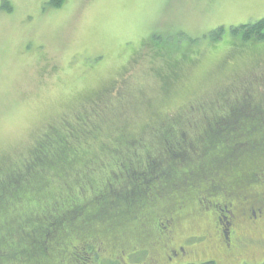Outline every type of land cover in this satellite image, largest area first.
Returning a JSON list of instances; mask_svg holds the SVG:
<instances>
[{"label": "rangeland", "instance_id": "374dc122", "mask_svg": "<svg viewBox=\"0 0 264 264\" xmlns=\"http://www.w3.org/2000/svg\"><path fill=\"white\" fill-rule=\"evenodd\" d=\"M261 19L264 0H0V264L118 259L171 212L206 233L205 180L246 193L264 154V41L231 33Z\"/></svg>", "mask_w": 264, "mask_h": 264}, {"label": "flooded vegetation", "instance_id": "af4514ba", "mask_svg": "<svg viewBox=\"0 0 264 264\" xmlns=\"http://www.w3.org/2000/svg\"><path fill=\"white\" fill-rule=\"evenodd\" d=\"M261 155L256 185L247 194L241 186L235 189L205 180L209 188L198 195L194 207L205 222L206 233H181L176 212H171L154 228L148 247L117 250L113 253L118 259H106L101 264H264V154ZM186 207L184 201L177 211ZM145 237H152L151 231ZM208 246L212 251L204 252ZM104 249L100 251L110 253Z\"/></svg>", "mask_w": 264, "mask_h": 264}, {"label": "trees", "instance_id": "16d2710c", "mask_svg": "<svg viewBox=\"0 0 264 264\" xmlns=\"http://www.w3.org/2000/svg\"><path fill=\"white\" fill-rule=\"evenodd\" d=\"M64 2L65 0H53L52 5L55 8H59L64 4ZM223 33H224V29L223 27H221L220 29L212 33L213 35L212 39L218 40V38H220ZM231 33L236 37H240L243 42H249V41L263 42L264 41V19H261L255 23L233 27L231 28ZM261 119H264V116L262 117L261 115L256 114V123H260ZM41 149L42 151L45 150V148H41ZM42 151H37L38 152L37 155L45 153ZM33 164L35 166L37 165L36 162H34ZM33 164H31V167ZM40 164H41V161H40Z\"/></svg>", "mask_w": 264, "mask_h": 264}]
</instances>
